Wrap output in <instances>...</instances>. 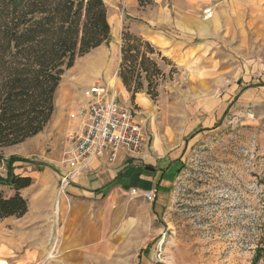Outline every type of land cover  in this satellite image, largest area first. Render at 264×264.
I'll list each match as a JSON object with an SVG mask.
<instances>
[{
  "label": "rangeland",
  "instance_id": "rangeland-1",
  "mask_svg": "<svg viewBox=\"0 0 264 264\" xmlns=\"http://www.w3.org/2000/svg\"><path fill=\"white\" fill-rule=\"evenodd\" d=\"M167 1L157 3L166 5ZM104 2L110 37L99 50L91 52V62L104 58L115 66L116 72L114 69L105 79L97 78L94 82L102 83L120 100L115 78L122 32L129 29L146 38V7L154 3L141 8L137 0ZM205 9H210L208 14ZM198 11L210 18L214 6L200 5ZM1 17H7L5 11ZM240 25L252 27L249 19L246 25ZM242 29L241 37L232 36L229 46L226 45L224 50L229 55H215L220 60L212 67V76L195 78L187 68L157 59L165 76L156 87L158 95L151 111H146L147 121L149 126L154 123L159 132L165 130L171 139L181 143L175 151L179 169L159 213L149 204L154 196L144 203L142 195L134 196L138 200L134 201L126 194L121 203L125 212L120 214V220L129 216L133 219L128 220L134 223L125 229L120 224L119 231L112 233L108 251L89 255L86 260L80 256L62 262L53 250L54 255L46 262L40 259L31 264H264V30H258L254 39ZM217 45L224 47L220 40ZM89 62L83 55L76 56L73 66L65 70L64 79L77 76ZM80 96L75 95L66 106L69 126L57 149L45 145L43 155L39 156L28 142L1 148L2 177H6L7 158L21 157L15 154L17 150L26 153L27 161H15L14 174L43 169L46 165L58 170L66 166L63 151L72 125L69 112ZM67 171L65 168L64 172ZM63 174L59 177L55 206L66 195V190L59 191ZM0 191L8 195L10 188L0 184ZM150 191L156 194L155 189ZM28 195H33L30 190ZM13 217L0 222V262L4 264H18L22 256L21 244L7 242L17 236L15 223H22ZM53 238L50 242L55 245Z\"/></svg>",
  "mask_w": 264,
  "mask_h": 264
},
{
  "label": "crops",
  "instance_id": "crops-1",
  "mask_svg": "<svg viewBox=\"0 0 264 264\" xmlns=\"http://www.w3.org/2000/svg\"><path fill=\"white\" fill-rule=\"evenodd\" d=\"M158 1L161 0H155L153 6L146 7V39L174 64L187 68L188 73L195 78L212 76V67L220 60L215 55H229V51L224 50L226 45L229 46L232 36L239 34L241 37L243 26L240 23L246 25L250 20L252 27H244L242 30L243 33L247 30L254 39L258 37V30H264V0H168L166 5ZM207 4L214 6L210 18L201 16L198 11L200 5ZM241 15L247 17L242 18ZM219 40L223 42V48L218 47ZM102 46L83 55L90 62L77 76L65 80V73L62 75L54 94V110L44 128L14 145L28 142L39 156L43 155L42 147L45 145L53 149L59 147L69 126L66 106L97 78L105 79L114 69L116 72L115 66L104 58H96L91 62V52ZM115 79H118L116 91L121 102L136 105L145 118L144 148L135 156L120 150L112 161L104 157L93 158L90 161L91 170L79 172L72 178L64 200L59 202V199L56 206L53 201L59 177L65 173V168L71 166L66 164L58 170L46 165L43 169L16 173L32 177V183L20 189V193L28 200V210L16 218L22 220V223H15L17 236L8 240L6 238L10 244H21L22 256L18 264H31L40 259L46 262L52 257L53 250L57 251L62 262L80 256L86 260L89 255L108 251L112 233L119 231L120 224L125 229L134 223L128 220L133 219L129 216L120 220V214L125 212L121 203L126 200V194L138 201L134 196L143 197L144 191L155 189L154 201L149 204L155 212L163 207L166 194L179 169L180 160L175 151L181 143L171 139L165 130L159 132L154 123L149 126L146 111H151L150 106L154 100L144 91L137 92L131 100L120 78L116 76ZM15 154L27 161L26 153L17 150ZM131 189H136L135 193H131ZM29 190L33 195H28ZM12 192L10 189L8 196ZM59 211L63 213L61 218ZM10 218L14 217H5L2 221ZM55 223H58L57 226ZM53 237L56 239L55 245V242H50ZM5 249L10 250L7 246Z\"/></svg>",
  "mask_w": 264,
  "mask_h": 264
},
{
  "label": "trees",
  "instance_id": "trees-1",
  "mask_svg": "<svg viewBox=\"0 0 264 264\" xmlns=\"http://www.w3.org/2000/svg\"><path fill=\"white\" fill-rule=\"evenodd\" d=\"M137 1L143 8L155 0ZM4 11L6 18L1 17ZM109 37L104 0H0V150L44 128L65 70L73 66L76 56L90 52ZM157 59L172 64L144 36L129 29L122 32L117 75L131 100L140 91L152 100L157 97L156 87L165 76ZM24 160L8 157L6 177L0 174V184L13 191L9 196L0 191V220L21 217L28 210V200L20 189L29 186L32 177L12 171L15 161Z\"/></svg>",
  "mask_w": 264,
  "mask_h": 264
},
{
  "label": "built area",
  "instance_id": "built-area-1",
  "mask_svg": "<svg viewBox=\"0 0 264 264\" xmlns=\"http://www.w3.org/2000/svg\"><path fill=\"white\" fill-rule=\"evenodd\" d=\"M209 11L205 9L204 13ZM69 117L72 125L66 135L63 160L71 168L60 179V192H65L77 173L91 170L93 158L112 161L120 150L135 156L145 146V118L140 109L122 103L100 82L83 89ZM135 190L131 189V193ZM153 196V191L143 192L146 200Z\"/></svg>",
  "mask_w": 264,
  "mask_h": 264
},
{
  "label": "bare ground",
  "instance_id": "bare-ground-1",
  "mask_svg": "<svg viewBox=\"0 0 264 264\" xmlns=\"http://www.w3.org/2000/svg\"><path fill=\"white\" fill-rule=\"evenodd\" d=\"M89 65V64H88ZM0 264H4L3 262H0Z\"/></svg>",
  "mask_w": 264,
  "mask_h": 264
}]
</instances>
